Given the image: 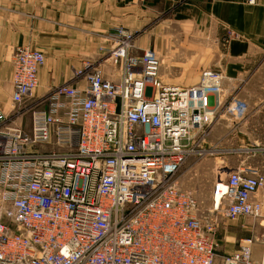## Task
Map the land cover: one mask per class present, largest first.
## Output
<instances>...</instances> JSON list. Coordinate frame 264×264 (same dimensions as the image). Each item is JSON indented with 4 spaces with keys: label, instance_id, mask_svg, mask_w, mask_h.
I'll return each mask as SVG.
<instances>
[{
    "label": "built area",
    "instance_id": "1",
    "mask_svg": "<svg viewBox=\"0 0 264 264\" xmlns=\"http://www.w3.org/2000/svg\"><path fill=\"white\" fill-rule=\"evenodd\" d=\"M258 0H246L255 4ZM100 61H81L84 85H58L31 107L44 53L12 55L13 117L0 110V264H215L218 217L256 218L264 175L244 165L211 190L213 218L176 174L192 140L218 119L241 121L245 101L223 98L224 75L201 71L195 84L164 83L153 49L136 54L134 33L115 27ZM110 60L118 79L104 76ZM238 240L221 264H264V241Z\"/></svg>",
    "mask_w": 264,
    "mask_h": 264
},
{
    "label": "crops",
    "instance_id": "2",
    "mask_svg": "<svg viewBox=\"0 0 264 264\" xmlns=\"http://www.w3.org/2000/svg\"><path fill=\"white\" fill-rule=\"evenodd\" d=\"M115 27L134 33V53L156 52L164 83L192 85L201 71H220L225 77L221 97L245 101L247 112L237 123L218 119L211 135L226 134L233 152L259 149L264 161V0H0V110L14 116L15 47L44 53L35 93L45 96L58 85L82 87L84 78L76 70L82 60L107 57L100 48L110 44L106 36ZM102 72L118 79L110 60ZM263 161L259 173L264 175ZM246 164L238 160L229 170ZM253 198L264 216V187Z\"/></svg>",
    "mask_w": 264,
    "mask_h": 264
},
{
    "label": "rangeland",
    "instance_id": "3",
    "mask_svg": "<svg viewBox=\"0 0 264 264\" xmlns=\"http://www.w3.org/2000/svg\"><path fill=\"white\" fill-rule=\"evenodd\" d=\"M25 101L28 110L22 115L23 121L29 126L30 108L41 106L44 100L33 102L38 94ZM223 120V119H222ZM209 127L204 133L195 134L192 140L194 148L200 147L204 152L202 155L192 154L188 156L179 168L176 177L180 188L191 193L197 199L200 215L204 219L213 218L211 213V190L216 180L225 178L230 166L238 160H245L248 168L259 172L263 159L260 157L259 149L242 148L238 152L232 150L235 146L226 143L227 135L212 137ZM264 164V161H263ZM213 216V217H212ZM216 236L218 241V256L215 264H221V255L224 251H232L239 239L254 236L255 254L261 250L264 241V216L256 218L238 217L226 219L218 217L215 220ZM231 247V248H230ZM230 248V249H229Z\"/></svg>",
    "mask_w": 264,
    "mask_h": 264
}]
</instances>
